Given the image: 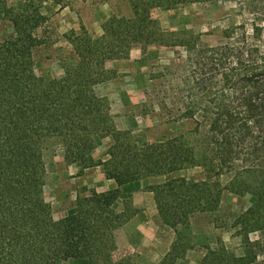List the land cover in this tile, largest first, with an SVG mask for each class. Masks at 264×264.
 Wrapping results in <instances>:
<instances>
[{"label":"trees","instance_id":"1","mask_svg":"<svg viewBox=\"0 0 264 264\" xmlns=\"http://www.w3.org/2000/svg\"><path fill=\"white\" fill-rule=\"evenodd\" d=\"M185 1L133 0L132 16L110 18L101 38L85 30L73 34L76 63L45 79L35 74L32 55L42 15L0 0V15L12 24L0 38V264H135L131 257L114 260L108 247V237L130 217L114 211L120 187L194 168L197 176L171 177L150 188L161 227L176 235L157 264L184 256L191 247L178 227L195 213L217 211L225 189L255 198L230 227L239 229L245 251L237 256L223 244L208 247L200 264L254 263L257 243L248 235L264 230V28L255 22L251 1L239 5L244 15L214 45L168 32L152 17L155 8ZM151 45L175 49L181 76L176 112L193 126L190 139L181 134L138 146L128 131L111 129L95 88L107 60L126 59L135 46L144 54ZM52 136L62 139L65 160H78L81 171L99 166L116 184L110 194L77 197L73 211L55 221L40 196L41 144ZM92 137L111 139L106 159L92 157ZM224 174H231L226 187Z\"/></svg>","mask_w":264,"mask_h":264},{"label":"rangeland","instance_id":"2","mask_svg":"<svg viewBox=\"0 0 264 264\" xmlns=\"http://www.w3.org/2000/svg\"><path fill=\"white\" fill-rule=\"evenodd\" d=\"M132 1L8 0V6L15 11L26 9L42 15L43 18L34 31L39 40L32 50L34 71L39 77L51 79L60 77L66 65L76 63L71 43L73 34L85 30L89 35L101 38L102 25L110 18L132 16ZM248 1L253 6L255 22L264 28V0H187L155 8L152 17L168 32L183 37L200 36L203 44L214 45L221 38L224 29L239 22L240 15H244L241 11L238 12L239 5ZM11 32V22L1 14L0 38ZM104 45L101 43L100 47ZM180 51L184 55L183 50ZM178 63L174 48L159 45L147 47L144 54L139 46H135L128 58L109 59L105 62L104 80L96 86L95 91L105 100L104 110L113 131H128L138 146L181 134L190 139L192 122L179 120L176 112L175 88L181 77L176 70ZM181 75H185L184 72ZM110 143V138L92 137V157L95 160L106 159L105 152ZM41 148L40 172L44 184L40 189V196L50 220L55 221L70 214L77 197H97L100 194H110L116 188L113 180L105 178L101 167L81 171L78 160H65L60 137L45 138ZM199 172V168H194L169 175L151 176L137 180L134 184L136 188L127 191L129 187H126L124 193L119 192L113 205L114 211L120 219L130 216L129 220L137 215L135 224L146 229L143 242L147 251L139 248L125 249L129 246V241L120 240L114 230L107 240L114 260L131 257L135 264L149 259L151 264H157L163 259V249L167 247L170 250L176 235L174 230L161 227L150 188L171 177L197 176ZM230 178L231 174L222 175L221 185L226 187ZM254 201L255 198L250 193L239 195L225 189L217 211L195 213L186 225L178 227L184 237L183 243L191 248L183 257L176 259L174 264H200L206 248H215L220 244L237 256L243 255L245 249L242 234L237 232L239 229L230 227L234 217L247 210ZM248 237L250 241L257 243L254 247L257 258L253 264H264V230L250 232ZM160 241L162 247L157 246ZM130 242L135 245L137 240Z\"/></svg>","mask_w":264,"mask_h":264},{"label":"crops","instance_id":"3","mask_svg":"<svg viewBox=\"0 0 264 264\" xmlns=\"http://www.w3.org/2000/svg\"><path fill=\"white\" fill-rule=\"evenodd\" d=\"M105 2L106 1H103V3H105ZM134 184H136V181L121 186L119 190L122 193H124V188H126V187L127 188L129 187L127 189V191L132 190V188H136L134 186ZM131 186H133V187H131ZM137 193H139V192H137ZM134 200H135V204H136V199L134 198ZM136 217H137V215H135L132 218H130L129 220H127L123 225H121L120 227H118L115 230V233H117L119 235L120 240L129 241V246L125 247V249L135 250V249L139 248V249H142L143 251H147L146 250L147 247L145 246V243L143 242L144 236L146 235V229L139 226V224L138 225L135 224L134 220H136ZM131 240H133V241L137 240L138 243L135 242L136 247L134 244H132L130 242ZM157 246L162 247L161 241H160V243L157 244ZM168 251H169V249L167 247H165V249H163V253L161 255L164 256ZM149 253H150V249L148 250V255H149ZM153 261H155V259ZM150 262H152L151 259H149L148 261H142L141 264H151Z\"/></svg>","mask_w":264,"mask_h":264}]
</instances>
